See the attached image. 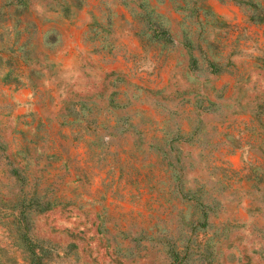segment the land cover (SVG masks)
<instances>
[{
  "label": "rangeland",
  "instance_id": "obj_1",
  "mask_svg": "<svg viewBox=\"0 0 264 264\" xmlns=\"http://www.w3.org/2000/svg\"><path fill=\"white\" fill-rule=\"evenodd\" d=\"M264 264V0H0V264Z\"/></svg>",
  "mask_w": 264,
  "mask_h": 264
},
{
  "label": "trees",
  "instance_id": "obj_2",
  "mask_svg": "<svg viewBox=\"0 0 264 264\" xmlns=\"http://www.w3.org/2000/svg\"><path fill=\"white\" fill-rule=\"evenodd\" d=\"M29 249H30V251H32L31 252V254L33 256L32 262L34 260V264H41L42 258L40 257V254L38 255L37 252L33 251L30 246H29Z\"/></svg>",
  "mask_w": 264,
  "mask_h": 264
}]
</instances>
